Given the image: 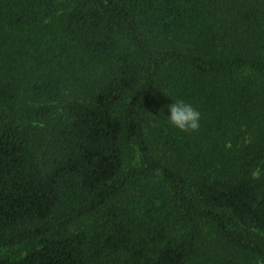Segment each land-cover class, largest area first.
Masks as SVG:
<instances>
[{
    "label": "trees",
    "instance_id": "obj_1",
    "mask_svg": "<svg viewBox=\"0 0 264 264\" xmlns=\"http://www.w3.org/2000/svg\"><path fill=\"white\" fill-rule=\"evenodd\" d=\"M258 258L264 0H0V264Z\"/></svg>",
    "mask_w": 264,
    "mask_h": 264
},
{
    "label": "clouds",
    "instance_id": "obj_2",
    "mask_svg": "<svg viewBox=\"0 0 264 264\" xmlns=\"http://www.w3.org/2000/svg\"><path fill=\"white\" fill-rule=\"evenodd\" d=\"M175 102L169 105L170 115L167 120L171 126L185 133L198 132L201 128V113L193 106L192 103L186 102L184 99L174 100ZM162 111V109H161ZM153 117V116H152ZM153 119H156L153 117ZM260 169L253 170L252 177L259 178ZM256 264H264V258H258Z\"/></svg>",
    "mask_w": 264,
    "mask_h": 264
}]
</instances>
